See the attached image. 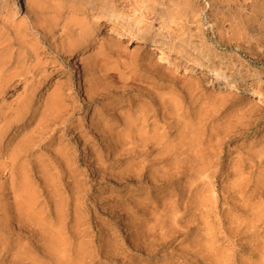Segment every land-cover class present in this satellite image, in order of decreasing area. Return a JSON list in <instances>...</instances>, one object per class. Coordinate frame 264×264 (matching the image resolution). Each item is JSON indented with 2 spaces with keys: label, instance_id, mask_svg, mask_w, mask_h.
I'll return each mask as SVG.
<instances>
[{
  "label": "rangeland",
  "instance_id": "rangeland-1",
  "mask_svg": "<svg viewBox=\"0 0 264 264\" xmlns=\"http://www.w3.org/2000/svg\"><path fill=\"white\" fill-rule=\"evenodd\" d=\"M22 5L0 0V264H264V0Z\"/></svg>",
  "mask_w": 264,
  "mask_h": 264
},
{
  "label": "bare ground",
  "instance_id": "bare-ground-1",
  "mask_svg": "<svg viewBox=\"0 0 264 264\" xmlns=\"http://www.w3.org/2000/svg\"><path fill=\"white\" fill-rule=\"evenodd\" d=\"M9 2L11 3L12 6L14 7H17V8H23V5H22V0H9ZM97 6V5H96ZM19 9L15 10L12 14L13 16H17L18 14V11ZM113 22V21H112ZM98 27V30L96 31L99 32V29H100V24L97 25ZM116 36L119 38V37H125V40L126 42H129V41H136V42H145L146 40L144 38H142L141 36H138V35H135L133 34L132 32H126V33H123V35H121L120 33H116ZM163 43V39H158L157 40V45L159 44H162ZM90 45H84L82 48H81V52L84 53L86 51H88L91 47H92V43H89ZM72 53H70L71 55ZM190 64H193L190 62ZM201 74L202 76L204 77H208V76H212L213 78H211V81L210 83L212 84L214 80H220L221 81V88L223 89H227V88H230L232 86H235V85H239L243 82H248L250 79L252 78H259L261 76V73L259 72H256V73H251V72H242V73H234L232 75H229V76H223V74H220L212 69H201ZM77 73H78V78L77 80H80L81 78V73L79 70H77ZM9 74V73H7ZM14 74V73H13ZM13 74H10V75H13ZM17 75V74H15ZM5 80V79H4ZM78 84V83H77ZM4 87H7V85H1L0 86V90H2ZM110 89V88H109ZM114 89V88H113ZM102 90V88H101ZM103 92V91H102ZM116 92V90H115ZM0 93H3V90L0 91ZM252 95L254 96H258L259 98H261V95L260 93H258L256 90H253L252 91ZM92 99V98H91ZM53 119V118H52ZM57 119V118H56ZM49 120V119H48ZM5 124H7L6 126H9V119H6L4 121ZM99 134V133H98ZM133 135V134H132ZM139 135V134H138ZM97 136V135H96ZM154 137V136H153ZM106 142V141H105ZM121 148V147H120ZM103 150V149H102ZM105 150V149H104ZM124 150V149H122ZM125 151V150H124ZM135 153V152H134ZM152 154V153H151ZM163 154V153H162ZM12 156V155H11ZM116 157V156H115ZM167 157V156H166ZM7 159H9V157H7ZM155 159V158H154ZM138 174V173H137Z\"/></svg>",
  "mask_w": 264,
  "mask_h": 264
}]
</instances>
